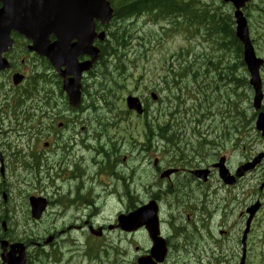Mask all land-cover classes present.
<instances>
[{
    "label": "flooded vegetation",
    "instance_id": "1",
    "mask_svg": "<svg viewBox=\"0 0 264 264\" xmlns=\"http://www.w3.org/2000/svg\"><path fill=\"white\" fill-rule=\"evenodd\" d=\"M211 3V2H210ZM210 3L208 6H210ZM1 7V3H0ZM11 39H12V45L7 50V52L4 53V56L9 61V69L5 72L0 73V111L3 112L5 109L4 105H1V98L2 96L6 95L4 91H6V88H8V92L12 91L15 92H22L26 88H29L34 85L30 82H34L35 79V71H32V76H28L26 74L25 80L28 82L26 84H23L22 82L13 85L11 77L15 73H21L24 69L25 59L27 58V55H32L29 52L25 51V46L29 43L28 40L23 38L21 34H19L16 31H11ZM30 70V69H29ZM236 76L232 78L234 82H239L242 79V73L240 71H236ZM30 96L31 104L34 106L35 101L37 98H40V95L38 93H28ZM12 97H15V95H11ZM94 103V102H92ZM24 103H20L18 107V113L16 121L12 124L8 131L9 137H16L21 128H22V119L24 114L27 111V106L23 107ZM87 107H90L88 103L86 104ZM93 107V105H92ZM213 105H208L207 109L210 110L209 112H212L215 115H219L217 112L213 111L215 109ZM201 112V111H199ZM12 116H15L14 113H12ZM213 123V121H212ZM241 126L235 122H233L225 113L223 116L220 117V120L215 122L213 124V134L210 138L201 139L191 146V152L193 153V156L211 153L212 150H214L217 146L221 145L223 142L235 137V135L240 131ZM223 137V138H222ZM205 146V149L202 148ZM9 147V145H8ZM88 147V144L86 141H82L80 144H76L72 147H69L66 151V155L64 157V161L68 162L70 161V157L74 156L76 149H86ZM95 153L97 156L94 159V162L97 167H107L112 171L113 173H121L117 170L118 167H121L119 160L123 157L126 158H133L136 153V146L135 144L130 145L128 148L121 149V148H115L111 150H104L103 154L97 153L95 150ZM139 152L135 155V159L138 157ZM101 156V157H100ZM81 164V163H80ZM79 171V174H76L73 176L74 180L76 181V189L77 192L80 195V197H76L75 199L69 203L65 207H53L50 212V220L52 217H63L65 215L71 214V223L72 227H75L80 230V232H83L81 236L85 235V230L87 227H96L99 225H102V227H107L109 224L113 222V217L111 216L115 211H112V214H108L103 210H100L103 203H108V200H114L117 194V190L115 188L111 189H101L99 188L95 183L91 182L86 177V169L84 166H81L77 169ZM87 180V182H84L83 180ZM44 181L45 178H43ZM185 198V192H184V185L181 183V185L173 192L172 197L169 199L171 204V213L170 217L173 219L172 223L169 224L168 227L170 228H176L178 230V234H182V231L184 229V225L182 224L183 219L181 216V208L183 206V199ZM89 200L91 202L94 201H104L100 207H93L89 208L88 211L86 210V206L82 205L80 200ZM83 206L84 211L79 212L78 207ZM242 206L241 202H236L233 206H227L224 208H216L213 206H210L206 209L205 212H199L195 211V218L196 223L198 224H187L186 228L192 227V229H195L196 231L200 233H204L205 235L210 236L209 240L216 241L217 234L225 229V227L222 225V221L226 219H233L235 210ZM217 215V219H214V217ZM166 225L169 223L168 220L165 218ZM212 224L213 232L210 230V226ZM194 226V228H193ZM227 227L226 229H229ZM191 229V230H192ZM110 234L112 233L113 236H118V233L115 231H110ZM111 236V238H113ZM181 236V235H179ZM62 242L60 241L59 244L57 242H54L52 245L48 246L46 250H39L37 248L33 249L35 252H37V257L33 256V262L35 264H48L47 262H44L46 258H52L54 260V255L58 252V248L61 247ZM45 246V245H44ZM189 247L195 248V249H205L209 246V244H203V245H187ZM90 249H93V247H88L83 250V258H87L91 256L89 254ZM45 251H48L47 254H45Z\"/></svg>",
    "mask_w": 264,
    "mask_h": 264
},
{
    "label": "rangeland",
    "instance_id": "2",
    "mask_svg": "<svg viewBox=\"0 0 264 264\" xmlns=\"http://www.w3.org/2000/svg\"><path fill=\"white\" fill-rule=\"evenodd\" d=\"M211 2H213V9H215L216 7H218V5L220 4V0H212ZM263 9H264V5L261 6ZM224 11V12H222ZM222 11H220L222 14H224L226 11L224 9H222ZM214 12V11H213ZM212 12H209L207 13L208 14V19L210 18V15H211ZM254 16L253 18V21L256 19L260 26H261V29L264 30V10H258L257 12H254L252 14ZM215 18H217V16L215 15ZM134 21L133 22H137V21H146V22H149V23H157L158 21L157 20H154L152 16H146V15H143V16H139V17H135V18H132ZM160 21V20H159ZM123 25H128V27H130V23L125 21L123 23ZM137 26V29H140L141 32L142 31H147L149 28H151L150 25H144L140 22H137L136 24ZM223 28H227L226 25L224 24ZM134 35L136 36L135 32H134ZM187 35L188 33H184V32H177V34L172 38V39H169L166 41V43L164 44V48L166 49H170L171 52L170 54L167 55V57L172 60V62L175 64V66L177 67V69H179V66H178V63L181 62L183 64V62L178 59V55H176V53L180 52L181 49L182 51L185 53V54H189L191 55V57H188L187 58L190 60L192 59V57L195 55V58H197L196 60H199L201 58V56H199V53L200 51H204L202 50L201 48H199V51L197 53L194 54V51H195V46H191V44H189V40L187 39ZM157 40H153V41H148V44L146 46H151V45H157ZM123 41V40H122ZM124 42V41H123ZM214 44L213 42L211 43V45ZM260 44H261V41H260ZM125 44H123L122 46H124ZM121 47V46H120ZM128 48V47H127ZM132 47H129L128 49L131 50ZM127 49V50H128ZM218 49L220 50V53L216 54V56L214 57L217 62V66L221 69H224L223 68V62H224V54L222 52V49L221 47L219 46ZM263 49V48H262ZM264 50V49H263ZM225 52H228V47L224 50ZM138 52H139V49H138ZM151 53L155 56H157V53H158V50L156 49H152L151 50ZM149 51H147V54H151ZM172 55V56H171ZM122 63L124 66L123 69H116L114 72H112L114 74V78L116 79H122L126 76L127 72H128V66L126 64V62L124 61L125 59L122 57ZM184 64L187 66V67H193V63L190 62V61H184ZM102 66H100V70H101ZM135 69V66L133 68V70ZM109 69H107L108 71ZM225 70V75L229 72H232L233 69L231 68H228V69H224ZM118 73V75H116ZM177 77L181 80V83H179L176 87H182L183 90L184 88H186L187 90H189L190 92H192V79H196L197 81H199L200 77H197V75H192V73L190 75H182V74H177ZM226 81V79H225ZM224 81V82H225ZM121 85L125 84V81H121L120 82ZM198 84V83H197ZM143 86H146V87H149L151 86V84H147V85H143ZM175 86H172L170 89H171V92L172 91H175ZM127 90H126V86H124L123 88H121L119 91H118V97H123L122 94L126 93ZM168 94H171V93H168ZM173 94H178L179 98H181V93L179 91H176V92H173ZM190 95V94H189ZM89 105H93V108L97 109L98 108V105L96 103H88ZM192 104H189V102H185V105H179V106H185V109H188L190 111V106ZM23 107H26V104H23ZM89 109H93L91 106L90 107H87ZM170 109L173 110V102H170ZM128 120V117H125L123 121H119L117 125H120L121 122H124L126 123ZM215 124V122H213L211 124V126ZM93 126H95V123L93 124ZM192 126V125H190ZM177 127H181L182 129L184 127L182 126H179L177 125ZM189 127V126H188ZM187 127V128H188ZM100 128V125H97L95 127H90V130L93 132V131H97L99 130ZM186 128V129H187ZM186 132V130H185ZM94 134V133H93ZM65 137H67V134H64ZM186 136H188V134L186 133ZM223 138V137H222ZM91 141L92 143L95 142V138H91ZM113 141L112 139H110V141L108 142V144H112ZM136 146V145H135ZM103 151L100 150V148H98L97 150V153L101 154ZM137 154V153H136ZM90 155L91 153H85L84 154V158L86 161H89L90 160ZM80 156V155H79ZM73 158H74V161L77 160L78 158V154H74V156L70 157V160L73 161ZM142 166L139 165L137 166L136 170L137 169H140ZM117 169H120L122 170V168L118 167ZM49 173L48 171H45V174ZM140 179V175L139 174H135L133 172V175H132V181L126 185H120L117 183V188L118 189H122V187H124L123 189L124 190H127V189H131L132 186H133V183L137 180ZM61 187V186H60ZM47 191H48V195L51 196V192L53 191L52 188H46ZM184 189H185V185H184ZM4 192H7L4 188L2 189ZM56 191V189H55ZM185 192V190H184ZM262 201V200H261ZM264 202V201H262ZM171 204H170V201L168 200L167 201V204H166V207H165V218L168 220V224L166 226H169L170 223H172L173 219L170 217V213H171ZM101 210L105 211L106 213L108 214H112V209H111V205L109 203H103L102 207H101ZM50 213V212H49ZM71 214H68V215H65L63 217H52L51 218V221L53 222V224L55 225L56 227V230L57 231H62V229H65L66 227H69V229H67V231H64L62 234H65L67 233L68 236H70L71 238H74L76 240H78L80 243H81V248L80 250H83L84 249V243L86 241V238H87V234L85 232V235L84 236H81L83 232H80V230H78L75 227H72V223H71ZM264 215V206L262 207L261 211L256 215L255 217V220L253 222V229H252V232L249 236V238H251V240H249V244H252L253 242H255V244L252 246V251L251 253L254 254V256H252L250 258V261H251V264H254L256 261H258V259H264V248L263 245H264V237L262 234H260L259 232V229L257 228V226L260 225V228L261 229H264V221H262L260 223V217ZM217 215L214 217V219H217ZM260 218V219H259ZM182 224L184 225V229L182 231V236H179L181 242L185 245H203V244H209L211 245V248H213V251L215 253V255L217 254H222V255H227L229 253V249H232V247L234 246V244H239V241L236 242V239L239 240V237H240V232H241V229L243 227V224H244V221L243 220H239L237 218L236 222L234 224H232L230 226V230L228 232H226V240H224V242L222 243V246H225L226 247V251H223V252H219L218 248H217V242L216 241H211L209 240L210 239V236L208 235H205L204 233H200L198 231H195L192 229L187 230L186 228V225L187 224H198V222L196 223V219L193 220V222L191 223H188V222H185L183 220ZM0 226H1V223H0ZM99 226H102V225H99ZM194 228V226H193ZM26 231L27 230V227L24 226V225H21V224H17V226L11 228V233H14V235L12 236H15V235H20L22 231ZM210 230L213 232V227H212V224L210 226ZM106 232V231H105ZM180 235V234H178ZM113 236V234L111 233H106V237H105V243H104V248L107 249L108 252H106L105 254H99V255H95L96 254V251L97 249L95 247H93V249H90L89 251V254L91 256L87 257V258H83L84 260L82 259H79L77 256H75L72 260H71V257L67 254H64L61 252L60 250V247L58 248V252L54 255V260H52V258H46V262L48 264H100V262L98 261H95V262H92L94 261L95 258L97 257H101L103 261H101V264H107V261H109V258H110V261L111 263H113V260L115 257H117V261L120 259L121 256H116L115 255V249L119 246H121L122 248H125L127 251H128V255L125 257V260H122L121 259V262L122 264H127V261H129L128 264H132L133 261H134V257H135V252L133 251L135 249L134 245L133 244H130L129 247L125 246L123 244L122 241H126V242H130L128 239H124L121 235H118V236H113V239L111 241H109V237ZM65 236H62L61 238H64ZM142 238H144V235L142 236ZM180 242V244H181ZM147 241L145 240V245H146ZM65 247H63V249H65ZM131 251V252H130ZM33 253V256L37 257L38 255L37 252H35L34 250L32 251ZM48 251H45V254H47ZM121 254V253H120ZM205 260H207L206 258H204ZM71 262V263H70Z\"/></svg>",
    "mask_w": 264,
    "mask_h": 264
},
{
    "label": "water",
    "instance_id": "3",
    "mask_svg": "<svg viewBox=\"0 0 264 264\" xmlns=\"http://www.w3.org/2000/svg\"><path fill=\"white\" fill-rule=\"evenodd\" d=\"M110 0H26L16 8L18 10L0 12L9 22L0 24V36L4 30L15 28L24 30L32 39L31 48L40 54L50 55L57 66L63 64L69 68L76 56L80 53L91 52V43L94 39V20L107 22L113 12L109 5ZM236 8L245 4L246 0H231ZM237 14V12H236ZM241 38L246 36L243 25L238 26ZM53 34L56 42L49 43L48 36ZM76 39L71 43V40ZM64 74V71H63ZM71 101H78L77 95L72 93ZM130 107H136L137 103L132 100ZM33 207L38 210V202L34 200ZM43 205H39L42 209ZM125 225L122 224V227ZM131 228V226H126ZM154 245L152 253L155 259L161 260L164 254V243L156 234H152ZM139 264H150L144 258L138 260Z\"/></svg>",
    "mask_w": 264,
    "mask_h": 264
},
{
    "label": "trees",
    "instance_id": "4",
    "mask_svg": "<svg viewBox=\"0 0 264 264\" xmlns=\"http://www.w3.org/2000/svg\"><path fill=\"white\" fill-rule=\"evenodd\" d=\"M159 1H160L159 3H154V1L151 2L149 0H145V1L144 0H133L131 3L126 4V6L119 11L120 14L116 17L115 21L110 25L108 29L109 35L116 37L120 42L122 41V39L125 40L126 43L124 45V48H127V42L131 39H134L135 35H134V31L128 26L123 25V23L132 18L146 15V16H152L154 20L159 21V20H162V18L153 16V14L156 13L158 10L163 11V9L165 8L171 9L172 7H180L179 10H184L185 14H187L188 17L195 13H197L200 16L207 14L204 12V9H199V10L195 9L193 0H159ZM211 9L214 10L213 2L210 3V6L207 5L205 8L206 11L211 10ZM202 20L206 24L211 25L208 22V17ZM218 20H219V24H218L219 26L220 24L223 23L224 20H221V19H218ZM210 32L211 33L213 32L214 39L220 41L223 44L225 42V39L228 38L229 36L228 31L225 28L221 31L220 29H214L212 27ZM232 44L233 45L230 51L234 50L235 48L234 43ZM103 54L108 64L110 65L114 64L115 62L121 64L123 61L122 57L126 59V56H124L125 54L124 49L118 50L111 46H106L104 48ZM108 64L105 61H103V63L100 65L102 66L101 71L107 72V69H109ZM123 66L124 65L122 64L121 67L117 69H123L124 68ZM116 75H118V73ZM111 76L114 77V74L111 73ZM160 134L164 137V139H167V140L169 139V136L167 133L161 131ZM202 148L205 149V146H203ZM97 150L98 149H96V151ZM44 262H46V260H44Z\"/></svg>",
    "mask_w": 264,
    "mask_h": 264
}]
</instances>
